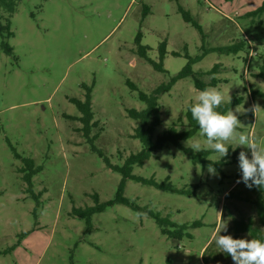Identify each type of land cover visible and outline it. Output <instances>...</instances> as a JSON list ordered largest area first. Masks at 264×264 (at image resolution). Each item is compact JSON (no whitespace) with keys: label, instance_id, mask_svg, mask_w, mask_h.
I'll return each instance as SVG.
<instances>
[{"label":"rangeland","instance_id":"rangeland-1","mask_svg":"<svg viewBox=\"0 0 264 264\" xmlns=\"http://www.w3.org/2000/svg\"><path fill=\"white\" fill-rule=\"evenodd\" d=\"M262 1L20 0L10 17L13 35L0 33V264H206L204 250L223 223L226 230L220 234H232L233 218L256 215L251 203L236 199L229 211L224 208L230 189L246 187L237 181L238 154L244 151L251 158L247 146L229 145L231 162L213 167L212 174L209 166L193 163L190 153L171 142L135 165L133 173L158 182L169 179L193 192L129 178L124 195L179 224L202 220L188 229L191 236H167L154 217L125 203L108 204L89 219L74 211L115 198L123 176L112 165H122L142 148L134 136L138 121L128 109L144 108L139 90L149 93L168 81L187 64L186 53L201 54L203 44L208 48L248 41L237 53L207 52L193 70L222 65L218 86L208 88L220 90L225 102L242 97L229 110L241 122L237 131L264 147V100L252 95L254 89L264 90L257 75L264 64V13L244 17ZM180 6L199 21L203 33L185 20ZM2 13L5 23L8 14ZM139 31L156 62L159 44L167 40L166 72L137 53ZM4 41L13 53L3 49ZM202 77L209 81L211 75ZM85 85L92 87L95 123L88 135L81 129V111L70 100H84ZM200 91L190 75L160 96L162 122L154 138L180 122L179 117L187 123V107ZM236 107L244 111L236 112ZM196 142L210 149L200 130L182 141L186 147ZM210 159H219V154L211 153ZM33 169L29 189L24 175ZM213 245L217 258L210 264H234Z\"/></svg>","mask_w":264,"mask_h":264},{"label":"trees","instance_id":"trees-1","mask_svg":"<svg viewBox=\"0 0 264 264\" xmlns=\"http://www.w3.org/2000/svg\"><path fill=\"white\" fill-rule=\"evenodd\" d=\"M20 0H0V33L4 34L6 37H10L13 35V31L11 30V18L15 11L17 10L18 4ZM4 11L8 14L6 17V22L2 23V18ZM180 11L182 12L186 21L191 22L195 25L199 31L202 33L204 32L202 25L196 20L187 10L185 7L180 6ZM264 13V0L262 3L255 9L247 12L244 17H250L255 15H262ZM142 40V32L139 31L137 34V53L142 56L147 61L153 62L154 67L159 70L166 72V68L164 67V58L166 56L167 51V40H162L159 44V61H153L151 57L148 55L149 46L145 45L141 42ZM248 41L243 39H237L232 44L225 45V46H211L205 48L203 44V52L196 56H191L188 52L186 53L188 57L187 64L175 75H172L168 81L160 83L156 86L151 92H145L143 90H139V98L145 102L146 106L142 109L137 108H129L128 112L129 115L138 121L137 126L135 127L134 136L139 138L142 143V148L136 152L131 153L124 161L122 165H112V167L119 171L123 178L119 185L118 191L116 196L113 200L100 203L97 201V204L94 206H88L86 208L75 209L74 213L79 215L82 218L89 219L92 213L96 211L104 210L106 205L113 204L116 202L128 204L139 211H146L152 217H154L157 221V224L161 228V232L170 237H182L184 234L191 236L192 234L188 231L190 227H196L203 224L202 220L196 219L192 223H183L179 224L174 222L170 215L163 216L161 212L155 211L152 209L143 208L137 206L134 202L130 201L124 195V186L127 179H134L139 182H143L145 184L154 185L160 189L170 190L178 193H192L193 190H186L185 188H178L175 186L169 179H166L162 182H158L156 178L153 176L151 178H145L133 173V167L135 165H143L147 159H149L154 151L164 147L167 143L171 142L188 153L192 155V161L195 164L201 163L203 166H211L214 168L221 169V167L231 162L228 160V157L225 156L219 160L213 161L210 159V154L213 153L210 149L204 148L206 150L201 151H193L190 147H186L183 145L182 141L192 137L198 130L199 127L191 117V113L188 110L189 106L187 107L185 117L187 119V123L184 124L182 117H179L180 122H174L167 126L165 130L158 134L156 138H154V132L156 128L161 124V105H160V96L171 90L172 86L181 78L187 77L192 75L194 78L195 86L198 89L204 90L205 88L211 86H218L220 79L217 78L216 74H218L221 70V64L216 63L210 70L205 72H194L193 64L197 61H200L207 52L209 51H219L222 53L230 54V53H237L240 50H243ZM3 49L8 53H13L12 46L7 42L4 41L2 44ZM175 55H179V52H174ZM208 74L211 75L209 81L203 79V75ZM264 80V64L261 66L259 73L257 74ZM128 84L132 89H138V86L131 80L127 81ZM87 92L85 99H80L77 97H72L70 100L74 102L79 110L81 111V116L79 119L83 123L82 130L85 135L90 134L91 127L95 124L92 122L94 118V112L92 108V87L86 86ZM252 95L254 97H261L264 100V90L261 89H254L252 90ZM242 101L241 96L234 95L230 101L222 103V105L217 109V111L221 113H227L233 106L240 103ZM183 126V128L181 127ZM185 126V127H184ZM97 135H95L96 137ZM231 149V148H229ZM237 152L234 157V160L237 159ZM37 169L31 170L32 172L26 173L24 175L25 181L29 184V189H32V176L33 173ZM94 197L98 200L99 195L97 193L93 194ZM226 202L224 204V208L226 210H230V201L234 199L239 201L249 202L253 205L256 215H242L240 217L233 218V223L231 224V230L233 231L232 234H227L233 236V238H245V239H261L264 240V188L262 187H245V188H238L237 186L230 189L225 194ZM248 234V237L244 235ZM213 241L210 242L204 250L203 259L206 264H210V262L215 261L216 250L213 249ZM212 247V248H211ZM227 255V254H226ZM227 257H231L227 255Z\"/></svg>","mask_w":264,"mask_h":264},{"label":"clouds","instance_id":"clouds-1","mask_svg":"<svg viewBox=\"0 0 264 264\" xmlns=\"http://www.w3.org/2000/svg\"><path fill=\"white\" fill-rule=\"evenodd\" d=\"M224 102L225 96L220 90L205 88L195 96V102L189 105L188 110L199 127L200 135L207 138L210 150L218 153L219 159L227 155L229 145L233 148L245 145L250 149L251 158L244 151L238 154L241 176L237 182L242 181L249 188H264V147L237 131L241 122L233 111H217ZM243 111V108L236 107V112ZM187 146L196 152L206 150L198 142ZM208 171L215 174V169L211 166ZM221 230H226V223L221 225L215 236L217 251L230 255L234 264H264V240L233 238L231 235H221Z\"/></svg>","mask_w":264,"mask_h":264}]
</instances>
